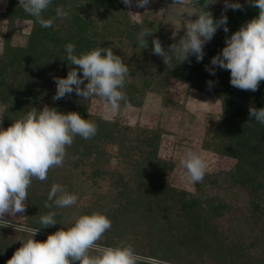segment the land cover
<instances>
[{
  "label": "rangeland",
  "instance_id": "obj_1",
  "mask_svg": "<svg viewBox=\"0 0 264 264\" xmlns=\"http://www.w3.org/2000/svg\"><path fill=\"white\" fill-rule=\"evenodd\" d=\"M119 1L117 8L104 15L93 12V9L86 5V0H58V4L56 3V8L62 7L65 12L82 7L81 12H76L78 16L92 21L98 28V34L102 33L106 47L112 48L114 54L121 56L128 66L130 76L126 80L127 83L137 84L136 75L142 72L145 81L149 83L140 106L121 105L119 112L112 113L100 97L90 96L87 98L88 112L92 116L130 128L126 134L128 140H133L140 134L138 129L146 128L159 132L157 158L171 166L170 170L164 173V181L173 189L197 194V197H202L203 194L202 199H209L211 205L214 202L220 203L214 219L211 218V213L208 214L209 231L204 235L207 246L202 250L172 242L178 232L164 231L163 219L158 216L156 221H153L155 215L152 209L144 212V216L137 212L139 206L128 204L137 199L136 186L140 185V182L143 183L142 177H139L142 167L136 166L141 156L138 157L135 151L125 146L120 151L112 140L102 143L98 155L86 159L82 157V161H75L72 156H66L63 166L51 169L49 172L53 173L46 181L33 179L28 189L25 212L14 216L6 214L5 219L0 218V244L16 249L21 246L19 240L26 239L29 234L16 230L15 225L39 229L33 239L44 242L48 235L62 227L70 226L74 217L98 211L111 220V229L104 234L100 243L106 246H116L121 242L131 245L135 252L143 257L140 264H264V200L256 198L260 204L254 205L245 189L233 184L227 177L223 180L220 178L218 183L213 184L203 178L199 184L204 185L200 187L201 190H197V183H188L186 170L179 163L185 152L190 149L205 160V174L228 173L235 165L234 158L222 156L213 150L221 137L220 133L218 135L211 132L221 120L220 101L199 91L188 90L184 83L176 79L167 80L164 86H161L158 80L164 74V64H160L162 57L153 54L152 40L159 39L165 50L174 43L178 46V41L185 33L183 22L197 18L188 17L187 14L200 7L196 4L189 5L188 0L174 5L173 1L150 0L145 8L136 7V0H132L130 7ZM198 2L217 9H231L226 5L239 3L242 6L250 0ZM7 3L8 0H0V56L4 54V37L7 35L8 24L3 15ZM129 13L139 15L133 16ZM60 21H63L62 18ZM13 25L15 32L11 33L8 44L12 48L23 47L32 23L18 18ZM146 28L152 35L145 37L148 47L141 48L138 36ZM127 30L131 34L133 31V39L125 36ZM96 37L100 38V35ZM209 42L205 44L204 52L209 48ZM137 65L140 69L134 74ZM7 73L8 71L0 73V95L2 80L6 78ZM5 83L6 86L11 83L10 79ZM83 87L84 85H81V88ZM43 101L39 99L29 105L41 110L46 105ZM17 104L22 105L20 101ZM7 107L9 104L0 101V120ZM15 109L19 110L20 107ZM11 113L16 117L19 115L13 111ZM129 144L131 143H126ZM93 172L97 173V176H93ZM122 183L129 184L128 196L120 195ZM53 184L66 186L70 193L78 197L76 204L65 208L55 205L45 208L44 204ZM200 191L202 193L198 196ZM258 196L261 197V192ZM177 209L178 205L174 210ZM49 212L56 213L54 219L57 224L43 228L40 217ZM170 214L164 213V216ZM149 220L152 222L147 225ZM5 223L10 224L3 227ZM222 246H241L240 259L230 261L229 258L222 257Z\"/></svg>",
  "mask_w": 264,
  "mask_h": 264
},
{
  "label": "trees",
  "instance_id": "obj_2",
  "mask_svg": "<svg viewBox=\"0 0 264 264\" xmlns=\"http://www.w3.org/2000/svg\"><path fill=\"white\" fill-rule=\"evenodd\" d=\"M86 5L93 9V12L99 14H109L117 8L119 0H86ZM173 1V0H164ZM193 4L202 8L205 4L193 0ZM58 0H52L49 8L44 11L43 18H54L51 27H42L35 19L28 15L19 5L18 0H8L5 13L7 20V35L4 37V54L0 56V73L8 71L6 78L2 80V92L0 101L9 104L7 111L0 120V128L6 129L15 119L20 118L32 106L31 102L40 101L49 107L56 108L61 113L78 112L82 118L93 121L97 125V132L91 139L85 140L79 136L74 138V143L67 149V156H72L75 161L98 155L101 145L104 141L112 140L117 144L119 150L124 146L135 151L140 157L136 166L141 168L140 176L143 183L136 186L138 193L136 198L128 202L139 206L137 212L144 215V212L152 209L155 215L154 220L159 216L163 219L164 231H176L172 242L184 246H194L204 250L205 238L208 233V214L213 218L218 213L219 202H212L209 199H202L203 194L200 191L192 194L182 190L171 188L164 181V173L171 168L165 161L157 158V148L160 140L159 132L150 129H138L139 135L133 140H128L126 134L130 128L119 125L116 122H110L95 116L88 112L87 99L72 94H66L64 98L53 99L56 93V84L54 77L66 78L67 73L72 66L66 59L65 45L71 43L75 45V53L79 55L82 52L89 51L97 47H106L102 33L98 34V28L86 19L78 16L76 13L82 11V7L75 8L68 13L67 18L56 17V5ZM207 11L211 12L214 20H219L222 16L227 17L225 33L223 28H218L212 40L208 43L209 48L204 52L202 61L197 62L194 55L189 56L188 60L182 63L173 56L171 64L165 65L163 59L160 64H164L162 69L164 74L158 80L160 85L164 86L169 79H176L186 85L188 90H196L204 95L217 99L221 103V120L215 125L212 134H221L220 142L214 145V152L234 158L235 165L228 173L205 174L204 178L209 183H218L220 178L226 177L238 187L245 189L254 205H259L256 198L264 200V125L250 119L248 109L255 107L264 108V81L259 85L255 92L239 90L230 85V73L227 70L215 67V75H210L206 68H213L210 64L212 57L220 54L225 47V39L230 37L243 24L258 15V9L249 2L242 5L241 9H217L207 6ZM24 19L31 21L32 27L27 37L26 44L23 47H10L8 41L11 33H14L15 19ZM55 26V27H54ZM100 35V38L96 36ZM128 39H133L135 34L129 30L125 35ZM210 50V52H208ZM140 67L135 68L134 74H137ZM1 75V74H0ZM82 76V73H78ZM138 83L125 84L124 91L128 97V102L121 105L140 106L149 83L145 81L144 73L136 75ZM10 79L9 84L6 83ZM210 82V83H209ZM12 84V85H11ZM157 84V83H156ZM20 101L22 105H18ZM20 107L19 110L15 109ZM13 113L19 115L12 116ZM129 142L131 144L126 145ZM203 147H207L203 145ZM82 161V160H81ZM53 172L48 173V178ZM93 172V176H97ZM47 178V179H48ZM229 179V180H230ZM204 180V179H203ZM127 185V186H126ZM128 183H122L120 195L128 196ZM204 183L196 184L197 190H201ZM261 192V197L258 194ZM130 195V194H129ZM144 198V200H138ZM202 199V201H201ZM176 205H178L177 211ZM221 206V205H220ZM173 207H175L173 209ZM149 212V211H148ZM174 212V214H173ZM164 213H171L164 216ZM214 215H213V214ZM260 213V212H259ZM146 216V215H144ZM214 219V218H213ZM152 221H148L151 224ZM162 225V226H163ZM236 246V245H235ZM241 246L225 247L221 249L223 256L230 261L240 259L242 252ZM218 251H221L216 247ZM16 248L8 247L6 244H0V264H6ZM221 261V259H220ZM223 262V260H222Z\"/></svg>",
  "mask_w": 264,
  "mask_h": 264
},
{
  "label": "clouds",
  "instance_id": "obj_3",
  "mask_svg": "<svg viewBox=\"0 0 264 264\" xmlns=\"http://www.w3.org/2000/svg\"><path fill=\"white\" fill-rule=\"evenodd\" d=\"M121 2L126 7L132 4V0ZM149 2L136 0V7L145 8ZM183 2L173 0L172 5ZM250 2L258 9V15L225 39V47L210 61L213 68H206V71L215 75V67L227 70L232 87L255 92L264 81V0ZM51 3L52 0H18V5L45 28L51 27L55 19H44L42 15ZM188 3L192 5L193 0H188ZM208 5L187 14L188 17L197 18L183 22L185 33L178 46L174 43L165 50L159 39L152 40L153 54L162 57L165 65L171 64L173 56L178 63L187 61L192 55L197 62L202 61L204 46L212 40L217 29L222 27L225 33L229 31L226 27L227 17L214 20L211 12L206 10ZM226 6L232 10L241 9L239 3ZM55 11L56 17L68 16L62 7H57ZM150 35L152 32L147 28L139 34L141 48L148 47L145 37ZM65 52L67 61L75 67L70 68L66 78L54 77L56 93L53 99H62L73 92L84 99L98 96L109 112H119L121 102H128L122 89L130 76L121 56L115 55L110 47H97L77 55L74 54L75 45L71 43L65 45ZM78 73H82V76ZM81 85L84 87L81 88ZM248 112L250 119L264 125V108L250 106ZM96 132L97 125L82 118L78 112L65 114L47 105L41 110L32 107L6 129L0 128V218L5 219L6 214L14 216L24 213L33 179L46 181L51 169L63 166L67 149L72 146L76 136L88 140ZM179 163L186 170L188 183L194 185L203 181L206 162L199 154L189 149ZM77 200L78 197L70 193L66 186L53 184L44 207H71ZM55 215V212H49L40 217L43 228L57 224ZM9 224L5 223L3 227ZM15 229L29 235L19 240L21 246L6 264H140L143 260L131 245L124 242L116 246L100 243L104 234L111 229V220L98 211L74 217L70 226L48 235L44 242L33 239L39 229L16 225Z\"/></svg>",
  "mask_w": 264,
  "mask_h": 264
}]
</instances>
